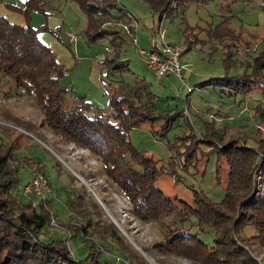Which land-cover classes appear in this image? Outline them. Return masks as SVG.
<instances>
[{
	"label": "rangeland",
	"instance_id": "374dc122",
	"mask_svg": "<svg viewBox=\"0 0 264 264\" xmlns=\"http://www.w3.org/2000/svg\"><path fill=\"white\" fill-rule=\"evenodd\" d=\"M46 1L49 7L45 14L32 12L27 16L24 13L26 0H0V16L12 24L38 29L41 42L57 54L59 62L68 70L61 80L71 91L66 106H73L79 98H84L90 104L89 117L111 116L113 93L131 96V90L137 92L136 87L146 85L157 95L155 115L160 119L134 128L130 139L139 152L153 157L159 167L167 168L176 162L175 174H160L157 188L167 198L189 204L194 202V190H203L214 202L222 201L225 192L218 183L217 156L211 153V148L217 143L218 135L223 138L218 141L222 144L238 140L248 147L257 146L255 133L260 119L253 110L264 106V90H255L243 98L234 97L220 84L200 85L212 78L252 72L255 58L264 51L263 0H191L185 15H170L163 23L161 13L145 1L118 0L119 8L139 23V29L135 28L138 46L133 44L130 35L123 34L126 43L120 50L111 45L110 35L91 41L88 17L76 3ZM124 25L121 23L118 30ZM69 32L77 37L76 42H71ZM162 35L166 42L184 49L181 65L185 83L174 75L158 78L147 68L145 57L140 54V49L150 51L159 47L163 43ZM234 38L239 39L236 46L232 43ZM107 58L116 60L111 65L115 69L107 66ZM176 113H184V116H175ZM43 118L34 100L0 75V145L9 141L4 130L12 137L17 136L16 143L24 146L19 156L41 160L51 188L46 198L60 226L51 227V235L42 238L44 242L66 240L68 250L77 260L86 258L90 247L94 250L104 247L110 251L101 253L103 261L140 264L128 253L111 248V239H92L86 244L81 235L70 236L63 227L80 219L70 210L69 202L87 191L86 208L93 221L113 223L142 257L144 254L148 257L151 263L144 259L149 264H194L183 258L162 256L154 250L167 229L161 224H144L134 219L129 214V203L105 176L101 163L75 143H65L42 128ZM167 124H172V128L162 137ZM193 148H197L196 152L187 155ZM224 164L222 162L221 168ZM19 170L20 182L14 194L28 202L30 195L23 189L32 180V173L38 170L29 166ZM72 170L91 187L105 208ZM200 240L212 244L213 232L201 234ZM248 250L264 264V252L258 246L249 245ZM119 259L122 262H118Z\"/></svg>",
	"mask_w": 264,
	"mask_h": 264
},
{
	"label": "trees",
	"instance_id": "16d2710c",
	"mask_svg": "<svg viewBox=\"0 0 264 264\" xmlns=\"http://www.w3.org/2000/svg\"><path fill=\"white\" fill-rule=\"evenodd\" d=\"M69 1L87 15L91 41L110 35L111 45L122 49L127 34L118 27L121 23L130 24L134 18L119 8L118 0ZM143 1L161 13L162 23L165 14L166 19L170 15H185L191 0ZM48 7L46 0H26L24 13L45 14ZM38 33L30 25H15L0 16V75L34 100L44 114L42 128L65 143H75L101 163L105 176L129 203V214L134 219L144 224H161L167 229L153 249L162 256H175L194 264H260L248 246L256 245L264 252V106L253 110L260 119L256 147L238 140L222 144L223 138L218 135L211 148L217 156L218 183L225 192L222 201H212L203 190H194L192 204L172 200L156 183L162 173L175 174L176 162L167 168L159 167L153 157L139 152L130 139L134 128L160 119L155 115L157 95L144 84L136 87L137 92L131 90V96L113 93L111 116L89 117L90 104L84 98L67 107L71 91L61 80L68 70L51 47L41 42ZM238 42L239 39H232L235 46ZM115 61L107 58L106 64L115 69L111 66ZM216 84L227 87L234 97L246 98L255 90H264V51L255 58L250 74L212 78L200 86ZM176 115L182 117L184 113ZM171 128L172 124H167L162 137ZM4 132L9 141L0 145V264H110L101 259V253L110 251L104 247H90L87 257L77 260L68 250L66 240L44 242L42 238L50 236L49 229L53 227L50 201L29 194V201L23 202L14 191L20 182V167L29 166L47 177L45 166L35 157H20L23 144L22 147L16 143L17 136ZM194 144L197 146V141ZM196 150L187 151V155L192 156ZM222 162L225 164L221 168ZM87 195L86 191L69 202L70 210L80 216L75 223L63 226L69 235H81L86 244L92 239H111V248L128 253L140 264H149L113 223L93 221L86 208ZM209 232L214 234L212 244L200 240L201 234Z\"/></svg>",
	"mask_w": 264,
	"mask_h": 264
},
{
	"label": "built area",
	"instance_id": "2783aa9c",
	"mask_svg": "<svg viewBox=\"0 0 264 264\" xmlns=\"http://www.w3.org/2000/svg\"><path fill=\"white\" fill-rule=\"evenodd\" d=\"M165 19L166 16H164L162 23ZM133 24H136V27ZM133 24H125L123 30L127 35L132 37L133 44L138 46V39L136 37L137 30L135 28L139 29V23L135 21ZM68 36L71 38V42H76L77 37L73 33L69 32ZM162 40L163 43L159 47H154L150 51L140 49V54L145 57L147 68L158 78L174 75L185 83V77L182 74L183 67L181 65V58L184 52L183 47L166 42L164 35H162ZM23 190L25 194H36L42 198H46L48 194H51V188L47 178L38 171L32 173V180L27 183ZM51 224L53 227L60 226L54 218ZM118 262H122V260L119 259Z\"/></svg>",
	"mask_w": 264,
	"mask_h": 264
},
{
	"label": "water",
	"instance_id": "95a60500",
	"mask_svg": "<svg viewBox=\"0 0 264 264\" xmlns=\"http://www.w3.org/2000/svg\"><path fill=\"white\" fill-rule=\"evenodd\" d=\"M73 171V170H72ZM74 172V171H73ZM75 173V172H74ZM76 174V173H75ZM77 175V174H76ZM78 176V175H77ZM78 178L80 179V180H82L83 181V183L90 189V191L92 192V193H94V195L97 197V199H98V201L102 204V206L105 208V206H104V204H103V202L98 198V196L95 194V192L91 189V187L83 180V179H81L79 176H78ZM106 210V209H105ZM126 238H128V237H126ZM132 245H133V243H131ZM138 250H139V248H137ZM144 257L147 259V261L148 262H150V260L148 259V257H146L145 256V254H144ZM151 263V262H150Z\"/></svg>",
	"mask_w": 264,
	"mask_h": 264
},
{
	"label": "crops",
	"instance_id": "0c3cea01",
	"mask_svg": "<svg viewBox=\"0 0 264 264\" xmlns=\"http://www.w3.org/2000/svg\"><path fill=\"white\" fill-rule=\"evenodd\" d=\"M135 20H136V19H135ZM135 20H134V21H135Z\"/></svg>",
	"mask_w": 264,
	"mask_h": 264
}]
</instances>
